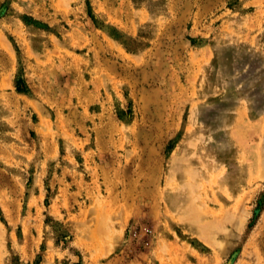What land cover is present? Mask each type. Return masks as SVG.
I'll use <instances>...</instances> for the list:
<instances>
[{"label":"rangeland","instance_id":"374dc122","mask_svg":"<svg viewBox=\"0 0 264 264\" xmlns=\"http://www.w3.org/2000/svg\"><path fill=\"white\" fill-rule=\"evenodd\" d=\"M0 264H264V0H0Z\"/></svg>","mask_w":264,"mask_h":264}]
</instances>
